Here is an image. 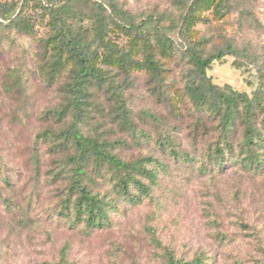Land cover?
Listing matches in <instances>:
<instances>
[{
	"label": "rangeland",
	"instance_id": "1",
	"mask_svg": "<svg viewBox=\"0 0 264 264\" xmlns=\"http://www.w3.org/2000/svg\"><path fill=\"white\" fill-rule=\"evenodd\" d=\"M189 3L70 0L69 32L99 50L95 65L105 74L102 83L90 82L85 110L75 117L74 63L60 50L50 14L64 0H0V264H168L169 256L264 264V149L255 150L259 169L241 167L236 159L249 152L241 154L240 115L228 134L232 153L224 147L221 116L197 111L186 93L196 77L188 48L206 58L231 47L235 53L207 75L215 86L252 99L251 120L264 141V0L212 6L185 33ZM164 27L174 50L162 55L156 29ZM146 43L159 77L145 67ZM120 51L133 59L126 67ZM74 124L125 162L157 160L163 168L156 183L136 176L151 187L150 196H139L134 184L121 193L120 175L106 163H80ZM217 146L224 154L215 159ZM78 163L81 184L105 208L102 227L88 226L77 208Z\"/></svg>",
	"mask_w": 264,
	"mask_h": 264
},
{
	"label": "trees",
	"instance_id": "2",
	"mask_svg": "<svg viewBox=\"0 0 264 264\" xmlns=\"http://www.w3.org/2000/svg\"><path fill=\"white\" fill-rule=\"evenodd\" d=\"M190 0L189 5L186 7V14L182 20V29L185 33L191 29L195 21H197L203 10H208L212 6L215 8H221L225 5L227 0ZM181 3V0H179ZM64 6L61 10L55 9V6H50V14L55 18L53 28L55 36L58 39V45L60 50L65 49L68 58L74 63V78L70 84V106L75 112V117H79L85 110L87 104L88 85L92 80L103 82L105 79L104 72L100 71L95 65L96 59L99 57V50L92 48L89 44H84L79 41L77 35L69 32L70 27L65 22V16L68 14L70 0H64ZM100 10H104L102 5H98ZM14 21V20H13ZM12 21V22H13ZM146 26V24H141ZM161 25L157 26L160 27ZM129 27H137L134 24H130ZM98 40L104 42V36L102 35L103 29L97 26ZM158 36L163 40L159 43V50L162 55L168 53V51L174 50V44L171 38L166 33V28H157ZM105 46H107L105 44ZM108 47V46H107ZM190 59L195 67V80L186 87V93L189 99L192 101L194 108L197 111L203 109L211 111L213 114L221 116V127L223 133V139L230 152H234L233 146L227 142L228 134L232 133V127L235 125V117L240 115L242 122L245 125V135L243 141L244 151L241 154H245V151L249 152L245 158L236 159L237 163L245 169H259L263 161L261 157L255 156L256 148L264 147L260 143H264L261 137V132L257 131L253 125L251 117L253 115V103L252 99L246 94H241L234 91L230 86H226L225 89L215 86L211 78L207 75V71L212 69L214 62H225V57L234 54V50L228 47L225 50H219L216 54L210 55L204 58L200 53L195 50L194 47L188 48ZM146 60L145 67L153 74V77H159L161 74V67L159 62L154 57L152 46L150 43H146L145 46ZM118 61L121 62L122 67H126L132 57L124 52L118 53ZM125 69V68H124ZM126 70V69H125ZM257 105H262L260 95L254 97ZM241 103L244 104L242 113L240 112ZM127 113V112H125ZM76 119V118H75ZM125 122L128 121V116L124 117ZM264 121V120H263ZM76 123V120H75ZM73 138L77 147V153L79 155V162L88 161L94 159L97 164H108L120 175V192L128 194V189L131 184H134L139 191V196H150L152 189L149 185L141 182L136 176L145 177L150 183H156L158 178L159 168H163L162 165L157 163L154 158H145L136 162H125L108 153L105 147L100 144L95 138L85 137L80 131L77 130V125H73ZM224 154V148L215 147L214 156L220 157ZM158 168L155 170L153 167ZM76 180L73 183V189L78 190L79 197L77 202V208L79 212H86L88 216L87 225L90 227H102V220L106 217L105 208L102 206L100 200L92 196L89 189L81 184V179L85 172L82 165L78 163L75 168ZM168 264H204L202 259H196L193 262H182L175 260L174 257H168Z\"/></svg>",
	"mask_w": 264,
	"mask_h": 264
}]
</instances>
